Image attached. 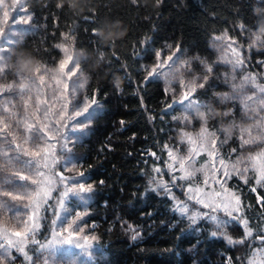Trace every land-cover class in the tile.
Segmentation results:
<instances>
[{
	"label": "trees",
	"instance_id": "obj_1",
	"mask_svg": "<svg viewBox=\"0 0 264 264\" xmlns=\"http://www.w3.org/2000/svg\"><path fill=\"white\" fill-rule=\"evenodd\" d=\"M22 2L31 21L11 23L25 35L22 44L15 45L8 75L0 83L10 82L17 71L31 74L37 65L54 68L62 57L57 45L66 42L78 54L87 80L83 94L99 105L90 127L71 143L74 162L95 186L85 222L99 249L88 264H246V250L211 235L204 219L191 225L172 209L169 198L149 188L151 166L162 162L164 145L171 144L185 124L173 103L177 89H169L162 77L146 83L144 68L156 62L155 52L167 56L177 46L180 59L192 62L194 77L203 76L205 64L212 65L205 88L196 95L208 113V127L219 136L221 152L236 157L242 149L239 127L246 121L238 101L221 100L227 86L212 40L227 33L245 46L253 30L264 39V31L258 30L264 27V0ZM65 34L72 39L66 40ZM245 60L251 71L261 74L264 48H248ZM252 185V176L247 184L235 177L228 180L241 198L253 236H260L264 202L258 196L264 197V187L256 186L253 192ZM128 225L139 234L135 240ZM229 233L240 237L242 230L232 226Z\"/></svg>",
	"mask_w": 264,
	"mask_h": 264
},
{
	"label": "snow or ice",
	"instance_id": "obj_2",
	"mask_svg": "<svg viewBox=\"0 0 264 264\" xmlns=\"http://www.w3.org/2000/svg\"><path fill=\"white\" fill-rule=\"evenodd\" d=\"M10 11L26 13L18 19L12 17V24L26 25L31 21L22 0H0V81L6 79L11 53L16 51L15 45L22 44L25 35L23 30L4 27L9 25ZM240 27L245 26L242 24ZM258 30L264 31V27ZM255 31L249 48H264V39L255 35ZM65 39L72 38L65 34ZM213 40L221 41L223 55L220 62L231 64L234 71L244 66L240 46L234 38L225 33L213 37ZM57 47L65 53L57 67L49 69L46 65H37L29 70L31 74L17 71L10 82L0 83V264H6L10 256L16 259L12 250L22 253L29 264H34L33 256L27 250L29 243L38 245V249L33 251H39L42 255L47 253L43 264H49V258L56 254L57 245L80 248L87 255L86 249L90 247L87 242L97 239L95 236H81L84 229L78 222L87 215V211L76 212L71 219L64 215L68 213L66 202L70 197L77 198L81 205L87 206L95 192L94 184L89 182L85 171L74 162L75 158L64 153L72 150L65 132H84L88 129L97 116L99 105L94 97H85L82 103L76 99L78 90L85 87L87 80L72 81V77L78 73L83 75L79 71V64L73 62L68 46L61 44ZM179 50L177 46L166 58L161 51L155 52L156 62L144 68L147 74L145 82L161 76L168 80L176 72L190 73L192 62H180V57L176 55ZM200 62L205 64L202 60ZM212 72V65L205 64L202 77L196 76L190 81L184 78L179 80L182 96L174 103L184 106L182 122L185 126L192 123L195 112L202 123L198 132L181 131L180 144L189 146L186 154H182L178 146H164L171 178L165 180L161 169L154 168L152 191H163L176 200L173 188L179 186L185 189L188 201L209 211H193L186 202L180 200H176L174 211L187 217L193 225L206 217L217 230L227 228L230 220H238L244 229L242 238L234 240L227 232L220 234L230 244H243L252 237L253 229L242 216L240 196L229 189L227 182L232 176H239L247 184L249 175L254 173L255 184L264 187V147L252 150V146L264 145V83L258 84L256 77L251 75L243 76L236 83L237 77L233 76V94L221 97L222 102L238 101L248 117L247 126L239 127L241 147L247 154L241 153L234 160L225 159L218 143L219 136L209 130L208 113L201 111L205 106L196 95L198 89L205 88L208 74ZM168 83L171 84V81L168 80ZM249 86L255 88L250 94ZM168 107L172 108L173 105L169 104ZM202 154L208 156L207 161L198 160ZM151 155L156 156L155 153ZM181 181L186 183L181 184ZM252 191L256 192L257 188L252 187ZM54 193L59 195L54 196ZM53 199L59 210L53 207ZM258 200L264 202V197L258 196ZM49 209L55 217L52 220L53 238L42 243L36 238L37 232ZM218 212H223L230 220L210 214ZM128 227L133 231L132 239L135 240L139 234L134 226ZM217 234L216 231L212 232L213 236ZM77 238L83 239L85 243L81 244ZM256 238L264 244V235ZM247 264H264V247L254 249Z\"/></svg>",
	"mask_w": 264,
	"mask_h": 264
},
{
	"label": "rangeland",
	"instance_id": "obj_3",
	"mask_svg": "<svg viewBox=\"0 0 264 264\" xmlns=\"http://www.w3.org/2000/svg\"><path fill=\"white\" fill-rule=\"evenodd\" d=\"M21 16H24L23 12L10 11L9 25H5V26H9V27H11V29L17 30L15 25L14 26H10L11 23H12L11 18L15 17V18L18 19ZM223 35L224 34H221V35H218V36H223ZM249 41H250L249 44L245 45V46H242V45L238 44L240 46V52L242 54V57L244 58L245 64H244L243 67H238L234 71L233 70V66L231 64H226V63L220 62V58L223 55V53L221 51V41L212 40V46L214 47V50L216 52V60L215 61H216V63L220 62V64H222L220 67L224 68V71L221 73V76L224 77L222 79L226 83L227 90L223 93V95H225V94L232 95L233 94V92H232V83H233V81L231 79L233 76L237 77V79L235 81L236 83H239V80L245 75L255 76L258 84L264 83V63L261 64L262 73L259 74V75L256 74L255 72L251 71L249 69V65L246 63L245 52L249 48V45L251 44L252 39L249 40ZM61 44L66 45V46L69 47L70 54L73 57V62L74 63H78V54L71 49L70 45L68 43H66V42L60 43L58 45H61ZM60 51H61V49H60ZM61 54H62V57H61L60 60H62L64 58V56H65V53L62 52V51H61ZM176 55L178 56V54H176ZM165 58H166V56H165ZM184 60L185 59L182 58V59H180V62H183ZM58 63H57V65L55 67L58 66ZM69 66L71 67V64ZM204 67H205V65H204ZM49 69H53V68H49ZM79 71H80V73H82L80 68H79ZM186 73L187 72H183V73L176 72L174 75H170L168 77V80L171 81V84H169L168 80H166L163 76H161L162 79L166 82V85H167V87L169 89H173V90H174V88L177 89V92H175V93L173 92L172 93L173 96H174L173 103H174V101H179L181 99V96H182V90L180 89L179 80L181 78H184L185 80H189L190 81L191 79L194 78V76H193L194 72L193 71H191L190 73L188 72V74L185 75ZM197 76H199V75H197ZM200 77H202V76H200ZM84 78H85L84 75L80 76V74L78 73L77 76L72 77V81L83 82ZM226 79H227V82H226ZM72 81H70V83ZM252 91H255V88L252 87V86H249V89H248L249 94ZM85 97H89V96H86V95L83 94V88L79 89L76 99H78L82 103L84 101ZM175 104L178 105V107L181 109V111H182L181 113H182V116H183L184 115V111H183L184 106L182 104H179V103H175ZM240 107L242 109L241 104H240ZM242 112H243V115H244L243 119H244V121L247 122L248 121V117L245 114L243 109H242ZM193 117H194V120L192 121V123L187 124V126L184 125V126L178 128V130L175 132V135H174V138H173L171 144H165V145H168L170 147L178 146V147L181 148L182 154H186L189 146L187 144H183V145L180 144L181 131L184 130V131H190V132H198L199 129H200V125L202 123V121L199 120L200 118H199V115L197 113L193 112ZM196 122H197V125H195ZM246 122H245V124L247 126ZM209 130H211V129L209 128ZM65 134L67 135V137L69 139V147H71V143L74 140H77V138L80 137L81 132L66 131ZM218 143L220 144L219 140H218ZM260 147H264V145L252 146V150L253 151L259 150ZM164 152H165V157L162 160V162L160 161V162H158V163H156V164L151 166V171H150L149 176H148V186H149V188L151 190L154 187L153 183L151 182V178L155 175V173L153 171L154 168L159 167L161 169V175L164 176L165 180H170V178H171L170 174H168V168H167L168 155H167V152L165 151V147H164ZM241 153H243L245 155L247 154V152L243 148L241 149L240 154ZM221 154L225 157V159L234 160L236 158V157H230L229 155H224L222 152H221ZM64 155L73 157L72 152H70V153L65 152ZM198 160L200 162L207 161L208 160V156L206 154H202L198 158ZM66 175H69V173H66ZM254 175H255L254 173L249 175V177L252 176V178H253V185L251 186V188L257 186L255 184ZM234 177L235 178H239L241 181H243L239 176H232V178H234ZM202 179H203V177H201V180ZM180 183L184 184L186 182L181 181ZM229 189L231 191L236 192L238 194V192L235 189H233L231 187H229ZM157 193L161 194V195H165L167 198L170 199L171 207H172L173 210H174L175 205H176V200H180V201L186 202L193 211H200V212H208L209 211L208 209L201 208L200 205L195 204L193 201H188L187 200V195L188 194H187L186 190L182 189L179 186H175L173 188V195L176 197V200H173L172 198H170V196L167 193L163 192V191H159ZM58 195H59L58 193H54V196H58ZM51 203H52L54 208H57V210H59L55 199H53V201H51ZM66 207L68 208V213H64V215H68L69 219H71V217L75 216L76 212H81V213L85 212V208H86V206L81 205L80 201L77 198H75V197H70L67 200ZM175 212L179 216H181V214L178 211H175ZM210 214L211 215H218L222 219H225V220H230V218L225 216L223 212L210 213ZM45 215H46V218L41 222V227H40L39 231L37 232V237H36L42 243L47 242V241H49V240H51L53 238L52 237V220L55 219V217L53 216L51 209H49V211ZM242 216L244 217L243 213H242ZM181 217L185 218L191 225H193L191 223V221L189 219H187V217H184V216H181ZM203 219L210 223L211 235H212V232L216 231L218 233L216 236L223 238L228 244H230V243L228 242V240H226L223 237V235L220 234V232H227L228 235L231 236L234 240H238V239L242 238L243 235H244V229L240 225V222L238 220H230V224H229V226L227 228L217 230L215 228L214 224H212L206 217L203 218ZM78 223H79V226L83 227V229H84V232L81 234V236H88V237L94 236L93 233L90 231L88 225L85 222V215L83 216L82 220L79 221ZM232 226H239L241 228L242 234H241L240 237H234V236H232L229 233V228L232 227ZM256 237H258V236H253L252 235V237H249L247 240H245V242L243 244H230V245L239 247V248L244 249V250L247 251L246 255H245V263L246 264H247L249 256L252 254L254 249H260V248L264 247V244H262V242L259 239H257ZM77 239L79 240V242L81 244L85 243L83 239H80V238H77ZM87 243L90 245V247L88 249H86V251L88 253L87 255L85 254V250H82L80 248H75V247L69 246L67 244L57 245L56 246V254H55V256L49 258V264H88V263H90L92 261V259L94 258L95 251L99 249V245L97 243V240L89 239V241ZM33 249H38V245H32V244L29 243V246H28L27 250H28V254L33 256L34 264H43L44 259L47 257V253L42 255L39 251H33ZM12 255H14L16 257V259H14L15 262H13V259H11V256H10L9 259L11 260V262L10 263H6V264H29V261H27L25 259L24 255L22 253L16 252L15 250H12ZM36 257H39V259H36Z\"/></svg>",
	"mask_w": 264,
	"mask_h": 264
}]
</instances>
